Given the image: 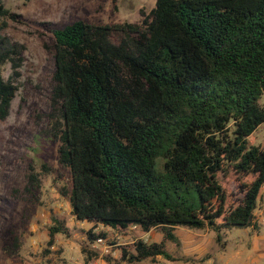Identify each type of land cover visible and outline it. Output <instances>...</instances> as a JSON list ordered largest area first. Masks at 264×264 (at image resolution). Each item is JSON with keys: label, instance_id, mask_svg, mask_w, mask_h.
I'll return each mask as SVG.
<instances>
[{"label": "trees", "instance_id": "obj_1", "mask_svg": "<svg viewBox=\"0 0 264 264\" xmlns=\"http://www.w3.org/2000/svg\"><path fill=\"white\" fill-rule=\"evenodd\" d=\"M141 13V22L46 21L37 32L54 37L51 117L72 214L120 233H162L122 246L129 262L178 260V228L208 229L218 242L260 228L264 146L249 137L264 123V0H156ZM24 20L0 0V31ZM24 50L0 38V120ZM53 221L49 245L70 233L66 217Z\"/></svg>", "mask_w": 264, "mask_h": 264}, {"label": "rangeland", "instance_id": "obj_2", "mask_svg": "<svg viewBox=\"0 0 264 264\" xmlns=\"http://www.w3.org/2000/svg\"><path fill=\"white\" fill-rule=\"evenodd\" d=\"M24 16L0 31V38L25 46L19 89L9 116L0 120V264H264V224L259 231L233 228L222 233L208 229L178 228L180 246H172L180 259L163 256L129 262L122 246L138 239L158 242L162 233L132 227L125 233L87 221L71 212L67 170L59 162V141L54 137L51 96L55 81L52 33L39 34L42 22L57 25L81 18L86 21L141 22L156 0H3ZM8 78L11 65L1 66ZM264 105V94L259 99ZM264 146V123L249 137ZM44 164L47 165L45 168ZM40 179L39 185L30 175ZM66 217L69 234L58 233L49 245L54 217ZM105 232L90 240L88 230ZM262 231V232H261ZM114 243V244H110Z\"/></svg>", "mask_w": 264, "mask_h": 264}, {"label": "crops", "instance_id": "obj_3", "mask_svg": "<svg viewBox=\"0 0 264 264\" xmlns=\"http://www.w3.org/2000/svg\"><path fill=\"white\" fill-rule=\"evenodd\" d=\"M256 216H257V222L259 224V218L261 216H264V187L262 189V194H261V201H260V204H259V207L258 209L256 210ZM262 232V231H261Z\"/></svg>", "mask_w": 264, "mask_h": 264}, {"label": "built area", "instance_id": "obj_4", "mask_svg": "<svg viewBox=\"0 0 264 264\" xmlns=\"http://www.w3.org/2000/svg\"><path fill=\"white\" fill-rule=\"evenodd\" d=\"M259 221H260L262 224H264V216H261V217L259 218Z\"/></svg>", "mask_w": 264, "mask_h": 264}]
</instances>
